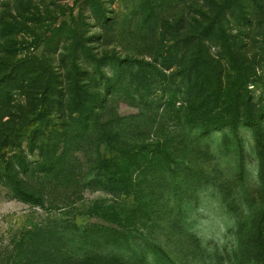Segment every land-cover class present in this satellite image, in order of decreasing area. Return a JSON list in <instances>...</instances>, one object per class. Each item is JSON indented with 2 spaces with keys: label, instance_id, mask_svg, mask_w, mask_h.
<instances>
[{
  "label": "rangeland",
  "instance_id": "obj_1",
  "mask_svg": "<svg viewBox=\"0 0 264 264\" xmlns=\"http://www.w3.org/2000/svg\"><path fill=\"white\" fill-rule=\"evenodd\" d=\"M163 1L159 7V0H150L152 9L149 0H96L93 5L89 0H0V62L6 64L0 69H12L9 62L16 58L45 56L56 90L65 84L69 70L73 82L80 75L96 87L106 81L101 74H115L111 80L115 84L119 79V91L113 96L103 91L95 100L108 99L119 114L147 113L142 122H128L119 138L140 159L137 166H127L131 187L128 192L120 185L107 191L92 177L100 169L97 153L107 148L99 144L98 133L78 129L72 135L76 143L65 156L51 132L54 126L59 130L60 103L66 100L27 84L6 95L0 89V123L8 113L19 116L32 107L31 114H42L35 127L11 139L3 150L6 157L0 158V264H34L31 247L25 245L16 257L20 252L13 251L15 244L28 238L38 245L39 227L61 230L66 221L92 232L111 231L101 236L96 257L77 254L80 243L71 244L72 259L66 264H264V24H257L256 0H245L246 9L235 1L226 7L227 0ZM189 12L193 27L170 29L173 14ZM177 20L180 25L182 16ZM203 26L211 38L206 41L210 56L220 59L231 52L237 59L240 47L234 44L247 42L253 63L247 86L240 89L247 100H239L237 114L222 112L226 123L232 118L235 123L192 134L184 119L187 113L178 111L176 100L183 95L175 85H151L146 98L155 104L143 107L128 86L125 62L144 55L149 61L175 37L199 34ZM76 46L81 47L79 59L69 58ZM93 56L109 59L98 68L91 63ZM176 70H166L167 79ZM103 84L106 90L108 84ZM232 101L238 100L226 102ZM14 182L33 198H42L44 206L22 200ZM94 205L96 213L90 214ZM118 230L126 241L124 232H131L135 247L109 242ZM135 250L140 252L137 258ZM119 254L126 259L117 262Z\"/></svg>",
  "mask_w": 264,
  "mask_h": 264
},
{
  "label": "trees",
  "instance_id": "obj_2",
  "mask_svg": "<svg viewBox=\"0 0 264 264\" xmlns=\"http://www.w3.org/2000/svg\"><path fill=\"white\" fill-rule=\"evenodd\" d=\"M89 1L92 5L96 3V0ZM234 1L240 4V8H247L245 0H227L226 7H229L230 3ZM163 3H165V1L159 0L158 6L161 7ZM154 6L155 5L151 4L149 0L147 7L153 9ZM255 6L256 12L258 13H256L257 15L255 18L260 17L257 24H264V19L262 18L264 12L263 0H256ZM181 16L182 22L179 25L177 19ZM221 16L219 15L218 17ZM170 20L172 22H168L170 29L176 31L182 26H184V28L188 24L191 26L193 17L190 12L187 13V15L175 13ZM194 20H196V18ZM164 24L165 22L162 24L163 27ZM191 27H193V25ZM202 28L203 30H201L199 34L192 35L188 33L181 37H175L172 44L166 47V50H162V52L153 56L149 61L146 60L147 56L144 55L143 57L130 58L125 62V70H128V86L134 90L135 97L143 107H152L155 104V102H147L149 100L146 98L148 96L146 92H148V89L150 90L151 85H162V83H166L167 81H171L169 83L175 85L176 92L183 95L179 96L180 98L176 100V102L179 103L178 111L183 110V112L187 113V116L184 115V119L187 120L192 134L199 130H205L212 125L219 127L224 125L227 127L235 123V119L233 118L226 123L222 118V112L233 111L234 114H237L239 105H241L239 100H247L240 92V89L246 88L250 78L247 73L252 72L250 67L253 63V61L247 57L250 53V50L247 51L249 47L247 42H243L241 46L238 43L234 44L236 49L240 47L238 49L240 51L237 52V59L233 57L234 55L231 54V52L229 57H221L220 59L222 60L210 56L206 41L211 38L207 29H205L204 26ZM186 31L188 32L189 30L186 29ZM227 40L226 38V45L228 44ZM80 43V46L83 47L84 44H82L81 40ZM80 46H76L73 49L74 52L69 55V58L79 59L77 57V52L79 48H81ZM228 47L231 49L232 46ZM243 48H245V50ZM232 53L236 52L232 51ZM108 59L109 58H96V56H93L91 63H94L95 66L100 68L102 62L108 61ZM234 62L238 63L235 64ZM9 63H12V69H10L9 66L0 69V89L3 92L2 94H8L12 89H23L25 84H27L29 88H33V90L36 89L40 93H44V95L51 92L59 94L63 100H66L60 103L62 110L59 119H61L60 125L62 128L59 125V130L56 132L54 126L51 132L56 134L55 139L61 141L64 148V155L67 156L71 153L70 150L74 143H76L73 134L78 133V129L82 131L95 130L99 135V144L105 145L107 148L104 154L100 151L97 153V155L102 158L99 165L100 169L96 171L95 175L92 177L97 179V185L104 187L106 190H115L117 186L120 185V187L126 188V192H128L132 184L129 183L130 170H128L127 166H137L136 164H138L140 159L137 158L134 147L128 148L126 145L127 142H122L119 138L122 136L123 129H125L128 122H142L147 113L143 110H137L128 115H123L113 111L111 104L108 103V99L102 102L95 100L101 96L103 91L110 96H113L119 91L120 87H122L121 84H118L119 79L116 80L115 83L116 85L118 84L117 87L114 88L115 84L112 83L115 74L113 77H106L104 74H101V78L106 79V81L101 82V84L96 87L84 80L80 75L75 77V81L73 82L69 77V75H72L71 70H69L66 73L68 78L65 84L61 88H57L59 90H56L53 77L54 72L50 71L53 70L51 67L52 64L45 56H25L23 58H16L14 62L11 61ZM238 64L240 66H238ZM4 65H6L5 62H0V67ZM107 65L110 67V71L114 70L112 64ZM173 66H175L177 70L171 73L170 79L168 78V80V76L165 72ZM230 81L231 85L227 84V82L230 83ZM103 83L108 84L106 90ZM227 100L238 101L227 103ZM44 106L46 105L44 104ZM45 108L42 110H45ZM33 109L34 107L31 108L30 112H32ZM30 112H23L19 116L8 113L9 118L0 123V158L3 159L6 157L7 152H3V150L11 144L12 138L21 135L30 127H35V125L42 120L40 117L42 114L37 115V113L31 114ZM48 122H52V119H49ZM140 145L142 150L148 148L145 146L144 138L141 140ZM113 146L116 147L115 152H113L115 149H112ZM52 148L55 149V147ZM112 164L114 167L109 170ZM99 171L102 172L97 173ZM14 184L17 185V194L22 200L44 206L45 202L42 198H33L30 192L22 189L16 182H14ZM73 202L72 200L71 203L64 205V207H68L70 204H73ZM96 209L97 207H95V205L92 206L89 211L90 214H95ZM123 222L125 224L126 220H123ZM69 223L72 222L66 221V228L61 230L39 227V234H36V238L39 240L38 245L31 244L28 238L26 240L22 239V241L16 243L14 246L13 251L18 250V252H20L16 254V257L24 252V246L26 245L27 247H31L32 256L35 259L34 264H66L72 259V249H69V246L77 242L81 245L80 251L77 252V254L80 255L83 253L84 256L86 255L88 257L87 259L96 257L100 252L98 248H100L101 236L111 233L110 229H103L102 232H100V230L92 232L89 228L84 227L83 229V227L81 228L78 225L76 228V224H74V227H70V225H68ZM120 228V230H124L123 227ZM43 229H46V231ZM118 235H120V231L109 236V242L120 243L125 248L128 246L135 247L134 241L131 238V232L129 234L126 231L124 232V235L129 236L127 241ZM30 236L34 238V233H31ZM154 247L156 249L155 251L159 253V248H156V246ZM54 248H58L59 250L52 253L51 250ZM37 251H39V254ZM59 251H61V253ZM135 251L134 257L137 258L140 252L139 250ZM46 253H48L50 259L46 258ZM101 258L106 257L101 256ZM121 259H126L125 254H119V259L116 260L118 262Z\"/></svg>",
  "mask_w": 264,
  "mask_h": 264
}]
</instances>
